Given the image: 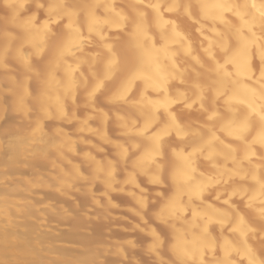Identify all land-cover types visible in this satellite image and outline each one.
<instances>
[{
	"label": "clouds",
	"instance_id": "clouds-1",
	"mask_svg": "<svg viewBox=\"0 0 264 264\" xmlns=\"http://www.w3.org/2000/svg\"><path fill=\"white\" fill-rule=\"evenodd\" d=\"M0 264H264V0H0Z\"/></svg>",
	"mask_w": 264,
	"mask_h": 264
}]
</instances>
